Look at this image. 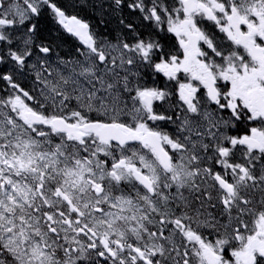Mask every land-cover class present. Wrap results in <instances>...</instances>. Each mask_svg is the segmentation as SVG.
<instances>
[{
	"label": "snow or ice",
	"instance_id": "1",
	"mask_svg": "<svg viewBox=\"0 0 264 264\" xmlns=\"http://www.w3.org/2000/svg\"><path fill=\"white\" fill-rule=\"evenodd\" d=\"M0 264H264V0H0Z\"/></svg>",
	"mask_w": 264,
	"mask_h": 264
}]
</instances>
